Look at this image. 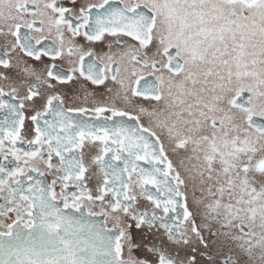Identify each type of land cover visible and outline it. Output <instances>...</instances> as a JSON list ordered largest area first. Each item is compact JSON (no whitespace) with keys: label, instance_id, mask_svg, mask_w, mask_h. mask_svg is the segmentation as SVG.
I'll use <instances>...</instances> for the list:
<instances>
[{"label":"snow or ice","instance_id":"1","mask_svg":"<svg viewBox=\"0 0 264 264\" xmlns=\"http://www.w3.org/2000/svg\"><path fill=\"white\" fill-rule=\"evenodd\" d=\"M0 264H264V0H0Z\"/></svg>","mask_w":264,"mask_h":264}]
</instances>
